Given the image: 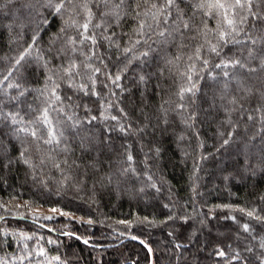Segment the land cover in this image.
<instances>
[{"label":"trees","instance_id":"obj_1","mask_svg":"<svg viewBox=\"0 0 264 264\" xmlns=\"http://www.w3.org/2000/svg\"><path fill=\"white\" fill-rule=\"evenodd\" d=\"M27 2L0 0V80L12 69L3 87L13 82L22 85L20 90L30 89L19 100L11 97L18 96L20 90L0 93V111L19 112L25 121L34 119L37 110L44 105L40 90L51 75L61 84L63 104L57 107L63 106L73 121L67 120L63 113H52L61 121L64 131L59 148L67 151L57 149L53 153L57 161H68L67 165L61 163L63 172L52 167L51 162L40 164L41 154L35 151L30 152L37 165L35 169L20 162V145L25 138L21 134V139H17L10 122L0 121V204L4 205L0 207V217H3L0 220V260L6 264H21L18 257L31 252L32 256L23 264H49V261L51 264H238L231 261V256L239 251L246 264H259L258 257L264 256V250L259 248L264 240V223L234 209H255L257 215L264 216V123L256 112L257 108L264 110V71L259 70L258 59L264 55V45L255 46L257 59L253 60H247V47L242 49L240 45H228L221 57L203 52L210 64L202 73L203 79L194 77L199 92L194 98L186 97L183 103L187 107L181 110L176 107L181 103L176 92L187 81L182 80L179 73L186 70L190 63L188 57L203 42L195 30L202 26L201 14L193 15L191 4L195 0H184L179 5L184 18L191 17L192 30H182L183 37L174 32L172 36L161 38L155 34L166 27L161 23L143 37L148 40L147 44L137 45L126 57L123 48L141 39L134 31L136 11L143 13L152 3H163V0H148V4L143 0H127L123 11L130 15L125 16L119 26L108 17L105 27L112 26L107 32L104 28L96 30L98 46L91 63L101 68V73L96 75L99 97L86 96L60 80L61 66H67L73 55L68 50L67 54L62 53L61 49L66 48V38L74 32L60 34L58 17L50 16L47 9L37 12L23 7ZM106 10L103 5L94 6L93 23L99 22L100 13ZM259 10L264 11V4ZM45 18L48 24L42 22ZM148 22L151 23L150 17ZM208 23L210 27L215 26L213 20ZM170 26L171 20L169 30ZM261 28L264 25L258 24L257 29H252L250 21L246 31L261 36L264 35ZM113 32V42L101 39V33L111 35ZM33 36H36L34 44ZM193 36L197 38L190 39ZM181 43L186 47L181 48ZM29 45H32L31 57L18 69L13 68L15 59ZM89 47L86 43L82 51L88 54ZM144 51H149V56L133 61L122 74L119 83L124 91L121 92L107 74L115 75L133 54L139 56ZM177 55L181 56L179 61L167 63ZM74 58L78 64L85 61L80 53ZM221 58H240L258 71L249 74L235 70L242 83L232 81L225 91V80L219 75L222 69H212ZM197 67H202L199 61ZM209 71H214L218 79H209ZM80 72L83 79L76 77L77 82L89 83L87 75L90 73H85L83 67ZM141 75L146 78L144 82L139 80ZM233 97L237 101L235 105L229 104ZM109 102L111 108L107 107ZM233 107L237 111L231 112L230 118L238 128L232 142L221 147L232 130L224 123L229 118L224 109ZM193 112L196 119L188 120V124H192L189 127L185 120ZM248 114L257 119L249 121ZM92 116L97 119L89 123ZM111 116H117L126 128L130 125L131 130L121 133L118 122L111 120ZM76 120L80 121L79 126L71 127ZM221 132L223 137L219 135ZM156 149L160 150L159 154ZM129 152L135 172L124 171L129 168L126 161ZM64 175L71 179L61 183ZM149 175L151 181L147 179ZM153 183L155 188L151 187ZM222 205L233 208L217 207ZM37 206L56 208L69 216L41 220L33 216L32 209ZM169 216L175 219L169 220ZM232 216L235 220L230 218ZM183 217L188 219L185 221ZM89 220L92 223H88ZM244 223L251 226L250 232L243 231ZM20 233L32 239H21ZM50 240L54 243H49ZM41 246L45 256L35 254ZM248 247L253 249L251 253L246 251ZM218 249H223L227 257H218ZM56 256L59 261L52 259Z\"/></svg>","mask_w":264,"mask_h":264},{"label":"snow or ice","instance_id":"obj_2","mask_svg":"<svg viewBox=\"0 0 264 264\" xmlns=\"http://www.w3.org/2000/svg\"><path fill=\"white\" fill-rule=\"evenodd\" d=\"M13 0H8V3H12ZM127 0H35V3L32 0H28L27 3L23 4V7L39 11V9H47L49 11V15L52 17H58L61 21V27L59 29L60 34H64L69 30L74 32L73 35H68L65 41L66 48L61 49L62 53L67 54L66 50L70 51L73 55L69 58L67 66H61V71L63 73L60 76V80H62L67 87L75 89L76 91L82 92L84 95H94L99 97V93L96 92V75L101 73V68L96 67L93 63H91L92 59L96 57V51L94 49L98 46L97 40V31L98 29L104 28V31L107 32L108 28L112 26V24H108L105 27L106 18L112 17L113 23L116 26H119L120 21L124 19L125 16L130 15V13L123 11V6L126 4ZM184 0H163V3H152L149 9L143 13L140 11H136L134 20L137 21V27L134 29L135 33L141 37V39H137L132 42L131 47L123 48V53L127 57L129 53H133V50L137 45L144 43L147 44L148 40L143 39V37L153 31L154 26L159 27L161 23L166 25L163 30L156 32L155 34L158 37L164 38L167 36H172L173 33H180L181 37H183V31H188L193 29V24L190 22L191 17L188 19L184 18V11L179 7L180 3H183ZM144 4H148V0H143ZM261 4H264V0H195V3L191 4L193 9V15L196 13L201 14V27L196 28L197 36L203 38V42L198 44L192 55L188 57L190 63L187 65L186 70L179 73L182 80L187 81V84H181L179 86L178 91L176 92V96L179 98L181 103H178L176 107L178 109H186V104L183 103L186 97L194 98L199 92L198 81H194V77H199L203 79L202 73L205 69L208 68L210 61L207 58H204L202 55L203 52H207L215 55L216 57H221V54L225 47L228 45H240L243 47H247V60L257 59L255 46L260 44L264 45V35L261 36H253L250 31H246V26L249 25L251 21V28L257 29V25H264V11H260ZM103 5L107 10L100 13L101 19L97 23H93V20L96 17V13L93 11V7L99 8ZM136 8H140V3H136ZM173 9H175V17H173ZM143 17V18H141ZM150 17L151 23L148 22V18ZM171 20V30H169V21ZM213 20L215 22L214 27H210L208 21ZM44 24H48L49 20L45 18L42 21ZM183 30V31H182ZM261 32H264V28L259 29ZM243 34V38H240ZM38 35V33H37ZM115 33L113 32L111 35H103L101 33V39L107 40L110 43L113 42V37ZM196 36L190 37V39H196ZM36 36H33V44L35 43ZM90 45L89 53L85 54L82 51V46L85 44ZM251 45V47H248ZM119 48V44L115 45ZM180 47H186L184 44H180ZM31 49L32 45H29L28 48L24 49L20 53V55L15 59V63L13 68H17L25 62L27 58L31 57ZM76 53H80V55L85 56V61L81 63H77L75 57ZM149 56V51H144L140 53L139 56L133 54L130 59H128V63L115 75L110 73L107 74L108 79L111 80L112 84L115 85L116 88H120L121 92L124 89L121 87L119 81L122 79V74L127 72L128 67L133 63V61L141 60V58H147ZM38 59H42V57H38ZM181 56L177 55L174 60L167 61L168 64H174L176 61H179ZM259 59V70L264 71V55H260ZM197 61L200 62L202 67L198 69ZM103 63V61H101ZM143 62V61H141ZM47 61H45L44 66L47 67ZM83 67L85 73H90L87 75V80L89 83H78L76 77L81 76L80 68ZM105 67H107L105 65ZM212 69H222V72L219 75H222L225 82L223 84V88L225 91L229 89V85L232 81H236L238 84L242 83L237 76L235 75V70L239 69L242 71H246L247 73H255L258 71L256 67H249L248 64L241 60L240 58H221L219 63H216L212 66ZM229 69L233 71L230 72ZM12 75V69L9 70L8 75H5L2 80H0V93H7L8 89H17L20 90L22 85L19 83L9 82L6 85V88L3 87L6 81H9V78ZM208 78L211 80H217L218 75L214 74V71H209ZM145 76L141 75L139 77L140 82L145 81ZM91 85V87H89ZM107 87V85H105ZM61 84L58 83L53 77L50 75L46 78L45 86L42 90H40V95L43 96L44 105L39 108L38 115L31 120L25 121L22 116H20L19 112H7L4 113L0 111V121H8L13 126V135L17 139H21V134L25 138L21 145L20 151L18 155V160L22 162L25 166L30 169H35L37 167L36 164L33 163L30 152L35 151L40 155V164H44L46 161L52 163V167L56 168L63 172L64 170L61 168V163L67 165L68 161L65 159L63 161H57L53 153L59 149L60 151H67L66 148L60 149L59 146L64 138V131L60 127L61 121L52 116L53 112L63 113L67 120L73 121L72 116H67L65 113V109L63 106L57 107V105L63 104V98L60 95ZM30 89L24 88L19 91L18 96H12L11 99L19 100L20 97H23ZM249 93L251 89H246ZM113 96L116 95L115 92L111 93ZM71 99V97H69ZM194 102V100H193ZM237 103L235 97L229 100V104L235 105ZM86 107V106H85ZM103 107V105H102ZM108 108L112 107V103L109 102L107 105ZM224 111L229 114V118L224 121V123L231 126L232 130L227 133V138L223 139L221 147H225L229 145L233 136L238 128V125L234 124L230 118L231 112L237 111L235 107L229 109L225 108ZM120 112H123V109H120ZM256 112L260 113L258 119L261 123H264V110L261 108H257ZM126 115V114H125ZM96 116H92L88 121L96 120ZM103 119H109L108 116H103ZM111 120L117 121L119 125V131L121 133L127 134L128 131L131 130V126L128 128L125 127L124 124L119 123V119L117 116H111ZM196 113H191L185 123L188 124V120L195 121ZM247 119L249 121H253L257 119L251 114L247 115ZM166 122V121H165ZM80 121L76 120L71 124V127L76 128L79 126ZM189 127L192 124H188ZM264 130V129H262ZM221 137L224 136V133H219ZM31 138L30 141L26 138ZM254 139V138H253ZM159 149H156L157 154H159ZM126 161L129 162V168L124 169L125 172L132 171L135 172V169L131 168V162L133 161V156L131 153L126 154ZM11 163V161H9ZM146 163V161H145ZM70 167V166H69ZM71 179L70 176L64 175V179L61 183L66 182ZM149 181L152 180V177L149 175L147 177ZM151 187L155 188L156 185L153 183ZM264 199V198H262ZM28 205V202H25V206ZM0 207H4V205L0 204ZM167 207V206H166ZM217 207L223 208H233L232 205H222ZM238 210L241 213L247 215V217L255 219L260 223H264V216H260L256 214V210H245L244 208L234 209ZM52 211H57V209H52ZM63 215H69L68 213H61ZM50 218V217H47ZM235 220V217H230ZM3 219V217H0ZM169 220L175 219L173 216L168 217ZM185 221L188 219L187 217H183ZM147 220V218H145ZM88 223H92L91 220ZM120 223H128L125 221H120ZM242 229L244 232H250L251 226L248 223H244L242 225ZM20 237L23 240L32 239L31 236L20 233ZM135 239V237H133ZM255 239V237H253ZM49 243H54V241H48ZM84 243L87 244L88 241L84 240ZM143 243V241H141ZM27 244L24 245V248L27 249ZM177 248L181 247V245H177ZM231 247V245H229ZM259 248L264 250V240H261L259 244ZM151 251V249H149ZM246 251L251 253L253 249L251 247L246 248ZM37 256H45V249L41 246L36 250L35 253ZM216 255L218 257H227V253L223 249H218L216 251ZM32 256V253L29 252L27 256H20L18 259L23 264V261L28 257ZM52 259L59 261V257H53ZM259 264H264V256L258 257ZM231 261H236L238 264H246V261L241 256L239 251H235L231 256ZM0 264H6L4 260H0ZM49 264L51 262L49 261Z\"/></svg>","mask_w":264,"mask_h":264},{"label":"rangeland","instance_id":"obj_3","mask_svg":"<svg viewBox=\"0 0 264 264\" xmlns=\"http://www.w3.org/2000/svg\"><path fill=\"white\" fill-rule=\"evenodd\" d=\"M52 209H56V208H48V207H34L32 209L33 211V216L34 217H37L38 219H41V220H47V219H51L55 216H58V215H63L61 213H64L62 211H60L59 209H57V211H52ZM64 216H69V215H64ZM47 217H50V218H47Z\"/></svg>","mask_w":264,"mask_h":264},{"label":"water","instance_id":"obj_4","mask_svg":"<svg viewBox=\"0 0 264 264\" xmlns=\"http://www.w3.org/2000/svg\"><path fill=\"white\" fill-rule=\"evenodd\" d=\"M14 218H16V219H23V220L32 221V220L27 219V218H24V217H22V216H14ZM0 220H1V219H0Z\"/></svg>","mask_w":264,"mask_h":264}]
</instances>
